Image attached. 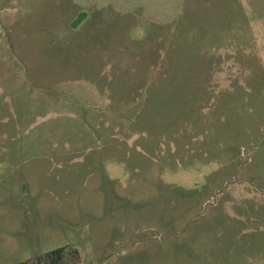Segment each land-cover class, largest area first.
Returning a JSON list of instances; mask_svg holds the SVG:
<instances>
[{"label": "rangeland", "instance_id": "obj_1", "mask_svg": "<svg viewBox=\"0 0 264 264\" xmlns=\"http://www.w3.org/2000/svg\"><path fill=\"white\" fill-rule=\"evenodd\" d=\"M264 264V0H0V264Z\"/></svg>", "mask_w": 264, "mask_h": 264}, {"label": "trees", "instance_id": "obj_2", "mask_svg": "<svg viewBox=\"0 0 264 264\" xmlns=\"http://www.w3.org/2000/svg\"><path fill=\"white\" fill-rule=\"evenodd\" d=\"M79 262V251L73 246H66L19 264H79Z\"/></svg>", "mask_w": 264, "mask_h": 264}]
</instances>
